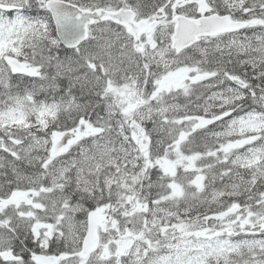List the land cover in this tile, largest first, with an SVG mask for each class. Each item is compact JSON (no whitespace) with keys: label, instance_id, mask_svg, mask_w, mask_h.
Masks as SVG:
<instances>
[{"label":"snow or ice","instance_id":"obj_1","mask_svg":"<svg viewBox=\"0 0 264 264\" xmlns=\"http://www.w3.org/2000/svg\"><path fill=\"white\" fill-rule=\"evenodd\" d=\"M0 264H264V0H0Z\"/></svg>","mask_w":264,"mask_h":264}]
</instances>
